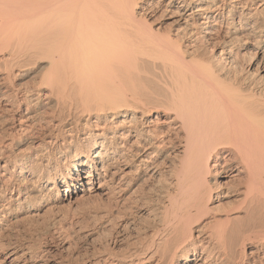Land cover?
I'll list each match as a JSON object with an SVG mask.
<instances>
[{
  "label": "bare ground",
  "instance_id": "bare-ground-1",
  "mask_svg": "<svg viewBox=\"0 0 264 264\" xmlns=\"http://www.w3.org/2000/svg\"><path fill=\"white\" fill-rule=\"evenodd\" d=\"M262 62L264 0H0V264H264ZM155 183L158 226L125 251L63 260L12 235L74 194Z\"/></svg>",
  "mask_w": 264,
  "mask_h": 264
},
{
  "label": "rangeland",
  "instance_id": "rangeland-1",
  "mask_svg": "<svg viewBox=\"0 0 264 264\" xmlns=\"http://www.w3.org/2000/svg\"><path fill=\"white\" fill-rule=\"evenodd\" d=\"M140 4H142V3H140ZM259 4H260V2H259ZM159 16H160V14H156V15L151 16L149 18L151 19L150 24L153 27V29L155 28L154 30L155 31L157 30L158 31V32L156 31L157 33L161 32L160 34H162V33H165V31L169 30V27L171 26L170 24L172 23L173 18L170 19L172 16H165V17L164 16L159 17ZM154 19H156V20H154ZM167 27H168V29H165ZM164 29H165V31H164ZM239 48H240L239 46H236V48L234 49V53L237 55L240 54L238 56L242 57V58L240 57L241 59L240 58L238 59V57H237L238 60L237 59L236 60L238 61V63L235 60L236 61L235 66L237 65L236 66L237 69L241 70V68L243 67V69L246 68L248 70V68H249V69L255 71V69L258 67L260 61L255 60L256 57H255L254 53H251L249 55L250 51L248 52V49H250L252 47L249 46V48L246 50H243L242 47L240 48L241 50ZM238 49H239V53H238ZM251 55L252 56L254 55L253 59H252ZM238 64H239V66H238ZM263 66H264V62H262V64H260V70L259 71H261V67H263ZM239 67H241V68H239ZM243 69H242V71L247 72V70H243ZM31 79H32V81H31ZM27 80H29V81H27V83L30 82L29 84L34 82L33 81L34 78L32 76L28 77ZM3 127H2V125H0V137L1 138L3 136V131H2ZM1 133H2V135H1ZM21 136H17V138L23 140L24 137L22 136L23 138H20ZM21 148L25 149L26 145L21 146ZM171 161H176V160H175V158H171L169 162H171ZM63 163H65V161H63ZM228 174L229 173H227L226 175H228ZM232 181L235 182V179L234 180L233 179L223 180L222 184L224 185V187H225V184H226V187H227V185L232 186L233 184H231V183H234ZM157 185L158 184H156L155 186H154V184H148V185L143 186L144 189L139 191V193L137 192L136 194H134L135 196L131 195L130 196L131 200H129V201L127 200L128 201L127 203H125V202L121 203L120 199L118 197L119 195H117L116 193H114L112 191H109V189H108V191H106V190L100 191L99 190L98 192L92 193V194H89V193L86 194L85 193L80 198L75 196V194H74L72 196L73 198L70 201H67L66 203H58V204H55L53 206H47L45 208H40V209L35 210L31 213H27V214L23 215L21 217L22 219L20 218L19 219L20 221H18L17 223L15 222L14 223L15 226L11 228L12 229L11 230L12 235H16L15 230H20V231H24V232H19L20 234H23V233L28 234L29 233L28 235L33 237L34 241L37 240L38 241L37 243H40L41 246L43 245V247L44 246L55 247L57 245L56 246V249H57L56 254L58 255L59 258L60 257L63 258V260H65V259L69 260L70 256H71V258H75V257H78L79 255L80 256L78 259H80V260H84V259H88V258L90 259V258H93V256H94V258L95 257L98 258L97 255L98 256L103 255L104 253H106V251H108L110 249L114 250L116 252L125 251L131 244L136 242L137 238H139V240L136 242V243H138L140 241L141 237L144 236L145 231L146 232L150 231V229L155 228L154 226H156V225L158 226V222L155 219V213H156V208L158 209V207L160 205V203H159L160 197H158V196H161L160 192H162V190H161L162 186L161 185L157 186ZM107 192H109V194H107L108 196L105 195ZM230 192H232V191L229 190V192L227 194L228 196L226 195V197H228V198L225 197V199L224 198L221 199V201L219 203L220 205L222 203H223L222 206L223 205L226 206V204L227 205L229 204L228 206L231 207V205H233L232 203H234L237 200V198H236L237 194H234V191L232 193H230ZM232 195H234V196H232ZM132 196H133V198H131ZM112 197L114 199H112ZM76 198H79V199L75 200ZM135 199H136V201H135ZM132 201H133V205H132ZM157 201H159V202H157ZM232 201H234V202H232ZM147 202L148 203L150 202V203L147 204ZM224 202H226V203L224 204ZM111 203H113V204L111 205ZM118 203H119V205H118ZM123 203H125V204H123ZM157 203H158V205H156ZM105 205H108V206L110 205V206L108 207ZM153 205H156V206H153ZM222 206H220V207H222ZM228 206H226L227 208L226 207L225 208L228 209ZM224 207H223V209H225ZM153 210H155V211H153ZM152 211L154 213L151 214ZM112 212H114V213H112ZM110 214H111V216H109ZM153 218L155 220H153ZM109 220L111 221V223L109 222ZM150 222H152V223H150ZM157 226H156V228H157ZM143 227H144V229H143ZM85 229H86V231H85ZM65 233H66V235H65ZM36 234L41 238V240ZM60 236H61V238H60ZM65 236H66V238H65ZM97 236H98V238H97ZM99 250H100V252H99ZM68 251L70 252V256H69Z\"/></svg>",
  "mask_w": 264,
  "mask_h": 264
}]
</instances>
